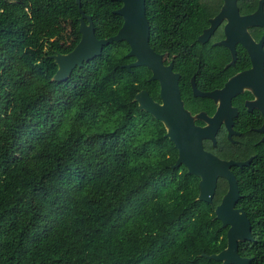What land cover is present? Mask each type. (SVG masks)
I'll list each match as a JSON object with an SVG mask.
<instances>
[{
    "label": "trees",
    "instance_id": "obj_1",
    "mask_svg": "<svg viewBox=\"0 0 264 264\" xmlns=\"http://www.w3.org/2000/svg\"><path fill=\"white\" fill-rule=\"evenodd\" d=\"M180 0H147L150 45L185 37ZM186 2H189L188 0ZM96 37L124 24L122 3L81 0ZM0 264H221L227 232L188 175L165 125L134 101L147 88L127 42L64 82L52 55L81 39L76 0H0ZM69 25V27H67ZM69 29V30H68ZM264 264V184L242 186Z\"/></svg>",
    "mask_w": 264,
    "mask_h": 264
},
{
    "label": "flooded vegetation",
    "instance_id": "obj_2",
    "mask_svg": "<svg viewBox=\"0 0 264 264\" xmlns=\"http://www.w3.org/2000/svg\"><path fill=\"white\" fill-rule=\"evenodd\" d=\"M180 1L178 25L186 35L177 47L161 53L152 48L162 58L164 76L153 80V71L144 67L149 83L140 92L168 106V87L178 84L193 121L184 135L213 158L237 162L230 166L241 193L235 209L251 220L242 186L264 184V0ZM245 162L250 163L239 164ZM193 177L200 189L202 179ZM229 189V179L218 176L210 203L215 216Z\"/></svg>",
    "mask_w": 264,
    "mask_h": 264
},
{
    "label": "water",
    "instance_id": "obj_3",
    "mask_svg": "<svg viewBox=\"0 0 264 264\" xmlns=\"http://www.w3.org/2000/svg\"><path fill=\"white\" fill-rule=\"evenodd\" d=\"M113 1L122 3V7L114 13L123 18L124 24L116 36L100 40L96 37L91 17L82 10L81 0H76L81 13V39L72 51L52 55L58 67L52 78L54 82L68 80L76 68H83L85 62L100 56L104 47L121 42H127L130 45L131 52L128 56L136 59L124 68L132 71L137 67H148L153 71L152 79L162 81V76H164L162 58L156 54L150 45L151 34L147 17V0ZM168 88L171 94L168 106L155 102L145 91L137 94L135 102L138 103L142 111L152 114L165 125L168 131L167 137L180 150V157L175 168L185 165L188 169V175L202 179L198 200L206 203H212V195L216 188L218 176L226 177L230 181L229 192L216 210V219L222 223V227H230L227 233V247L218 254L204 255L221 262V264H251V259L243 258L240 255L241 243L252 242L253 236L251 220L246 213L241 214L235 209L241 193L237 179L231 175L230 166L237 162L213 158L203 152L199 142L193 143L184 135L186 125L193 127V121L189 118L191 115L185 110L178 84L175 83Z\"/></svg>",
    "mask_w": 264,
    "mask_h": 264
},
{
    "label": "rangeland",
    "instance_id": "obj_4",
    "mask_svg": "<svg viewBox=\"0 0 264 264\" xmlns=\"http://www.w3.org/2000/svg\"><path fill=\"white\" fill-rule=\"evenodd\" d=\"M0 12H3V9H2ZM68 30H69V29H68Z\"/></svg>",
    "mask_w": 264,
    "mask_h": 264
}]
</instances>
